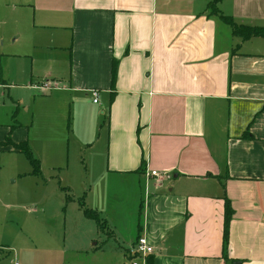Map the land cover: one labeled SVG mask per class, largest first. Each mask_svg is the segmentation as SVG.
Masks as SVG:
<instances>
[{
  "label": "crops",
  "instance_id": "crops-1",
  "mask_svg": "<svg viewBox=\"0 0 264 264\" xmlns=\"http://www.w3.org/2000/svg\"><path fill=\"white\" fill-rule=\"evenodd\" d=\"M212 4L264 26V0H0V155L19 152L8 138L36 146L35 113L18 120L29 94L70 98L72 139L45 128L38 142L61 155V143L98 141L107 178L143 180L130 242L146 235L153 264H264V37L235 35ZM86 96L96 114L75 110Z\"/></svg>",
  "mask_w": 264,
  "mask_h": 264
},
{
  "label": "rangeland",
  "instance_id": "rangeland-1",
  "mask_svg": "<svg viewBox=\"0 0 264 264\" xmlns=\"http://www.w3.org/2000/svg\"><path fill=\"white\" fill-rule=\"evenodd\" d=\"M86 98L82 102L81 97L75 110L96 114L99 105ZM18 104L22 110L19 121L24 123L35 113L31 139L35 138L36 146L29 143L40 160L41 171L34 173L23 153L0 155L1 264H41L29 259L46 256L53 259L51 264H131L130 241L145 217L143 180L132 176L107 178L103 172L106 163L98 159V141L90 150L75 148L73 141L61 143V155L53 147L41 146L44 144L38 140L46 138L45 128L61 129L66 140L72 139L68 124L72 131L78 117L70 114L74 108L70 98H58L54 92L43 95L37 90L27 96L24 104L32 110L23 111ZM48 110L52 114H46ZM65 187L73 197L70 202L66 201ZM83 198L88 208L106 209L100 211L108 220L104 227L84 215L79 204Z\"/></svg>",
  "mask_w": 264,
  "mask_h": 264
},
{
  "label": "trees",
  "instance_id": "trees-1",
  "mask_svg": "<svg viewBox=\"0 0 264 264\" xmlns=\"http://www.w3.org/2000/svg\"><path fill=\"white\" fill-rule=\"evenodd\" d=\"M212 11L215 15L219 16L220 19H222L224 22L229 24L233 30V33L237 36H240L243 40H249L253 37H264V26L238 24L231 16L222 14V12H220L216 8L215 4H212ZM4 81L5 80L1 79V65H0V83ZM5 143L13 145L15 150L24 153L30 160L31 164L33 165L34 173L37 174L40 173L41 170L40 161L34 156L30 148V145L27 141L21 143H12L11 139L8 138ZM67 199L68 201H71L72 196L68 194ZM79 204L87 218L95 220L101 227H104L105 224H107V220L102 217V214L99 211L86 207L84 198L80 200ZM233 214H234V210L230 204V201L227 199L226 208H225V227H224V244H223L225 256H227L226 249L229 242L230 223L233 218ZM149 258L150 256L147 258L146 264H153L151 259L149 260Z\"/></svg>",
  "mask_w": 264,
  "mask_h": 264
},
{
  "label": "built area",
  "instance_id": "built-area-1",
  "mask_svg": "<svg viewBox=\"0 0 264 264\" xmlns=\"http://www.w3.org/2000/svg\"><path fill=\"white\" fill-rule=\"evenodd\" d=\"M39 85L40 86H37V88L41 90H48L53 88V86L48 81H44L42 84ZM91 93L93 96V102L98 103V91L93 90ZM150 176L159 177L160 174L157 171H152L150 172ZM154 252V247L150 244L148 237L146 235H140L128 249V258L131 260L132 264H146L147 258Z\"/></svg>",
  "mask_w": 264,
  "mask_h": 264
}]
</instances>
